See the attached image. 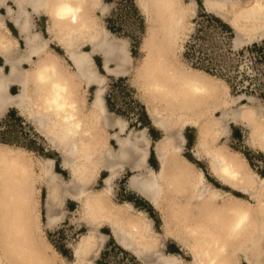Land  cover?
<instances>
[{
	"label": "bare ground",
	"instance_id": "obj_1",
	"mask_svg": "<svg viewBox=\"0 0 264 264\" xmlns=\"http://www.w3.org/2000/svg\"><path fill=\"white\" fill-rule=\"evenodd\" d=\"M8 1L0 0V7ZM13 1L16 10L7 5V15L0 12V56L9 67L5 71L0 66V117L10 107L26 113L38 132L61 154L63 167L71 171V179L66 181L56 170L55 158H44L41 169L48 188L49 228L64 218L66 211L59 212V208L65 200L84 206L83 217L90 231L75 251L76 261H81L94 246H103L108 236L100 228L110 225L118 243L143 264H240L241 256L247 264H264V177L253 171L240 152L222 145L210 147L215 137L228 136L230 125L235 123L249 130L250 145L264 150L261 107L247 106L246 95L235 98L220 117L200 126L196 153L200 159L208 158L219 180L250 196L255 206L214 187L183 152L185 129L191 122L181 118L207 101L224 97L219 82L208 74L184 68L174 58L175 43L189 15L197 13L198 0H138L152 21L144 44L147 57L137 75L146 87L145 92L157 96L166 112L155 109L150 113L154 125L163 131L155 146L159 170L149 164L151 139L147 132L130 129L126 120L106 107L107 76L98 70L96 55L103 57L106 73L112 76L127 75L133 56L128 40L109 30L100 32L93 13L97 0ZM203 2L209 12L236 30V48L264 37V0L251 5H240L238 0ZM27 6L37 14L42 9L48 13L49 31L57 35L74 72L59 60V55L58 58L49 51L50 40L32 31ZM68 7L72 9L71 15L64 12ZM7 18L19 28L25 50L10 36ZM87 45L89 50H85ZM25 64L33 67L27 69ZM77 79L84 80L89 87L97 86L90 110L84 108L78 96ZM13 85L20 87L17 94L11 92ZM176 117L178 124L174 121ZM107 128L117 129L110 135L117 142V149L108 144L103 130ZM126 168L134 172L130 188L163 212L168 224L175 226L167 233L189 249L191 262H185L177 254H167L164 243L154 234L152 221L144 213L135 215L131 202L120 206L108 200L114 181ZM224 168L229 169L231 177L224 176ZM102 169L108 172L105 186L95 191L91 183ZM0 205V256L9 259L10 264H57V251L41 229L32 163L21 151L8 145L0 146Z\"/></svg>",
	"mask_w": 264,
	"mask_h": 264
},
{
	"label": "rangeland",
	"instance_id": "obj_2",
	"mask_svg": "<svg viewBox=\"0 0 264 264\" xmlns=\"http://www.w3.org/2000/svg\"><path fill=\"white\" fill-rule=\"evenodd\" d=\"M185 1L188 2V0ZM255 1L238 0V4L251 5ZM139 4L140 2L138 0H97L93 8V13L100 32L105 30L110 31L109 28L112 27L116 29L114 33L110 31L113 35L120 39L128 40V47L133 56V64L127 75L108 76L102 69L103 60L101 56H96L95 58L100 67L101 74L107 76L108 79L106 81L104 93L105 104L108 111L116 117L126 120L129 123V128L136 131L143 130L145 126H151L146 115V110L149 116L151 111L155 109H160L162 113H166L164 112V103L161 102L159 98L157 99V96L153 95L151 92L148 91L150 94L145 92L147 91L146 87L140 77H138L142 63H144L147 57V50L144 44L152 21V16L151 18L147 16L141 4ZM198 5L197 13L195 15H189L185 29L175 43L174 58L184 68L208 74L214 81L219 82L224 97H222V100L207 101L206 104L203 106L201 105L202 107H196L194 113H187L184 118H181L182 120L188 118L191 122L185 129L190 143L187 145L186 142L183 150L186 158L188 156L191 159H195V154L193 156V153H195V151L198 152L197 141L195 149L193 144L195 142L196 133L198 140L200 126L210 119L220 117L222 110L226 105L229 106V103L235 98L240 95H246L248 98L245 99L244 103L250 107L260 108L261 105L264 104V51L248 50V48L255 43L264 45V37L255 43L236 48L234 45L236 30L233 26L216 14L206 10L203 0H198ZM103 8L106 9L103 10ZM0 11L3 15L7 14L5 8L0 9ZM34 24L33 30L35 32H41V30L48 25V20L46 17H42L39 18L38 23L34 22ZM9 26L14 36L18 37V33L11 23H9ZM25 44L24 41L20 40L21 50L26 49ZM53 47L62 58L60 56L59 58L58 54L51 50V47L49 51L51 50L50 52L56 54L59 60L73 71V67L64 53L56 46ZM85 50H89V48L85 47ZM0 65H4V60L2 58H0ZM30 66L31 68L33 67L32 64L27 67ZM203 68H208L209 71ZM227 80L230 83L227 82ZM81 84L79 85L78 96L83 100L84 108L90 110L95 98V88L93 90L83 88L84 93H80ZM18 92L19 87L12 88L13 94H17ZM108 98L111 100L110 103L112 108L108 105ZM251 99L253 100L252 102ZM19 111L20 110L15 107H10L8 111L0 117V146L8 145L14 147L25 154L32 163L35 201L41 218V229L45 239L50 242L57 251V264H143L132 251L124 247L122 248L120 244V246H118V244L112 240L110 237V235L112 236V229L110 230L107 225H102L100 228V231L108 236L103 246H94L81 261L77 262L75 251L79 248L83 237L90 231V226L83 217L84 206L81 202H76L71 199L65 200L59 208V212L63 209L66 211L64 218L52 228L47 226L46 199L48 188L41 170L44 158L61 159V168L58 167L57 169L56 165V170L64 176L66 181L71 179L72 174L69 169L63 167L62 158H59L60 154L52 148L48 139L38 132L28 115ZM174 121L179 123L178 117L174 118ZM240 125L242 124L232 123L230 125L229 135L215 137L212 139L210 147L222 145L229 150L240 152L247 159L253 171L263 176L264 152L260 148L253 147L249 144V130L243 125ZM103 130L106 131L105 135L108 144H111L117 149L118 146L116 141L110 138V135L115 132V129L107 128ZM145 130L148 137L151 139V148L153 149L154 147L155 151L157 142L163 136L161 133L162 131ZM254 148L260 149L263 153ZM150 157L151 165L154 166L156 170H159L160 164L156 160L157 157H155V155H151ZM204 159L206 158L201 157L202 161H200L199 164L200 168L207 174L208 180L212 182L215 187L218 186L223 188L224 191L226 190L229 193L238 194L232 191V188L223 184L213 174L212 175L225 186L221 185L210 175L207 165L208 160L206 159V161ZM196 168L201 170L197 166ZM102 173L95 177L91 183V187L95 191L102 190L105 186L104 178L108 176V173H103L105 175ZM133 174L134 172L131 171L130 168H126V171L114 181L113 190L108 195V200L114 205L125 206V203H128L129 199H137L138 205H140L143 208L142 210L147 214L143 211H138L135 207L133 213H137L135 215H138L139 212L144 213L145 216L152 221L154 234L159 236L160 239L162 238L165 252L167 254H177L185 262H191L192 257L189 249L183 246L182 248H178L177 245L179 244H174L177 239L171 234H167L165 214L156 209L163 215V231L161 215L155 211L148 202L140 199L137 194H134V192H131L128 188V180H130ZM125 187L129 189L127 190L128 192H124ZM10 263L11 261L9 259L0 256V264ZM241 264H244L242 260Z\"/></svg>",
	"mask_w": 264,
	"mask_h": 264
},
{
	"label": "crops",
	"instance_id": "obj_3",
	"mask_svg": "<svg viewBox=\"0 0 264 264\" xmlns=\"http://www.w3.org/2000/svg\"><path fill=\"white\" fill-rule=\"evenodd\" d=\"M7 5H10L13 9H17V5H16V3L13 1V0H9L5 5H2L1 7H0V9H2V8H5L6 9V11H7ZM27 9H28V11L31 13V18H32V31L33 32H35L34 30H33V28H34V22L35 23H38V20H39V18H42V17H46L47 18V20H48V25L47 26H45L44 28H43V30H41V32L40 31H36V32H39V33H41L42 34V36L44 37V38H46V39H48V40H50L51 41V43H50V47H51V50H53L55 53H57L61 58H62V56L57 52V51H55L54 50V47L53 46H56L57 48H59L63 53H64V55L66 56V58H67V54H66V51H65V49L60 45V40L58 39V37H57V35L56 34H54V33H51L50 31H49V27H50V17H49V15H48V13L45 11V9H42L41 10V12L39 13V14H37V13H35L34 12V10H33V8L31 7V6H27ZM206 9V8H205ZM207 10V9H206ZM1 12V11H0ZM7 15V14H6ZM9 23H11L12 24V26H13V28L17 31V33H18V37H16V36H14V34H13V32H12V30H11V28H10V26H9ZM6 25H7V27L11 30V33H10V36L13 38V39H16L17 41H19V46L18 47H20V40H22V41H24V39H23V37H22V35H21V32H20V30H19V28L15 25V23L11 20V19H9V18H7L6 19ZM24 43H25V41H24ZM26 45V44H25ZM87 48H89L90 49V47H89V45H87L86 46ZM96 56H101V55H96ZM0 58H2L3 60H4V58L3 57H1L0 56ZM101 58H102V60H103V57L101 56ZM96 59V58H95ZM65 60V59H64ZM68 60V59H67ZM65 62H66V60H65ZM96 63H97V60H96ZM71 64V63H70ZM30 64H25V67L27 68V69H30L31 68V66L30 67H27V66H29ZM72 65V64H71ZM0 66H4V68H5V71H8L9 70V67H7L6 66V64H5V60H4V65H0ZM72 67H73V71H71L69 68V70L71 71V72H74L75 71V68H74V66L72 65ZM71 67V68H72ZM97 68H98V70L100 71V67H99V65H98V63H97ZM102 69L106 72V69H105V67H104V60H103V66H102ZM107 74V73H106ZM108 76H109V74H107ZM110 76H112V75H110ZM108 80V79H107ZM76 83H77V85H78V87H79V85L81 84V86H80V93H84V91H83V88H85V89H90V90H93L94 88V94H95V90L97 89V86H95V85H92L91 87H89V86H87V84H86V82L84 81V80H78L77 79V81H76ZM14 87H19L18 85H13L12 87H11V92H12V88H14ZM79 90V89H78ZM19 91H20V87H19ZM20 112V111H19ZM146 115H147V117H148V119H149V121H150V124H151V126H145V128H143L144 130L145 129H147V131H152V129H153V131H158V132H161L162 130L160 129V128H158V127H156L155 125H154V123H153V119H152V117H151V114H150V116H149V113H148V111L146 110ZM151 117V118H150ZM128 126H129V123H128ZM240 126H242V125H240ZM158 128V129H157ZM111 129V128H110ZM115 129V131L117 130L116 128H114ZM161 130V131H160ZM146 131V130H145ZM186 131V130H185ZM162 134H163V131L161 132ZM199 134V133H198ZM220 136H225V135H220ZM185 137L187 138L186 139V142H187V145L190 143V140H189V138H188V136L186 135V132H185ZM198 137H199V135H198ZM224 138H226V137H224ZM160 139V138H159ZM158 139V140H159ZM157 140V141H158ZM113 141H115V140H113ZM196 141H197V143H198V140H197V133H196V138H195V142H194V149H195V147H196ZM117 143V142H116ZM186 145V144H185ZM184 145V146H185ZM253 147H255V146H253ZM197 148H198V146H197ZM258 148H260V147H258ZM258 148H254V149H258ZM152 148H150V156L152 155V152H154V154H155V151H154V147H153V149L151 150ZM194 149H193V151H194ZM263 152H264V150L262 149V148H260ZM260 149H258V150H260ZM260 150V151H261ZM193 151H192V153H193ZM261 151V152H262ZM56 152H58V151H56ZM262 152V153H263ZM59 153V152H58ZM196 151H195V153H193V156H194V154H195V156H194V158L195 159H191V158H189L188 156H187V158H188V160L191 162V163H195L196 164V166L198 167V168H200V164H199V162L200 161H202L200 158H198L197 157V155H196ZM60 154V153H59ZM264 154V153H263ZM155 157H156V154H155ZM59 158H62V156H61V154H60V156H59ZM197 158V159H196ZM203 158H206L205 156H203ZM207 160H208V158H206ZM206 159H204V160H206ZM56 160V159H55ZM156 160H157V162H158V159L156 158ZM206 160V161H207ZM151 157L149 158V164H150V166H152L151 165ZM208 162H209V160L207 161V165H208V170H209V173H210V175L213 177V178H215L216 176L214 175V173L212 172V170H211V165H210V162H209V164H208ZM60 163H61V159H60ZM56 164H57V160H56ZM195 164H194V166H195ZM62 165H63V160H62ZM196 166H195V168H196ZM209 166H210V168H209ZM153 168H154V166H152ZM60 168H61V166H60ZM197 169V168H196ZM201 169V168H200ZM202 170V169H201ZM210 170H211V172H210ZM132 171V170H131ZM203 171V170H202ZM106 173L107 171H105V170H101L99 173H98V175L100 174V173ZM102 173V174H103ZM108 173V172H107ZM203 173H204V175H205V177L207 178V174L203 171ZM101 174V175H102ZM215 176H213V175ZM103 175H105V174H103ZM261 177H264V176H261ZM106 178V177H105ZM104 178V179H105ZM217 178V177H216ZM215 178V179H216ZM217 180V179H216ZM219 180V179H218ZM217 180V181H218ZM207 181L208 182H210L209 180H208V178H207ZM221 181V180H220ZM220 181H218L221 185H223ZM214 187H215V185L212 183V182H210ZM128 188L130 189V191L131 192H134V194H137V196L140 198V199H142V200H144L145 202H148V204H150L151 205V203L145 198V197H143V196H141L140 194H138V193H136L134 190H132L131 188H130V185H129V180H128ZM223 186H225V185H223ZM218 186H216V188H217ZM227 187V186H226ZM229 187V186H228ZM128 188H126L125 187V191L124 192H128L127 190H129ZM220 190L222 189V191H224V189L223 188H221V187H218ZM231 188V187H230ZM232 190V189H231ZM226 191V190H225ZM232 191H235V192H237L238 194H235V193H232V195L233 196H236V197H240V198H242V199H245L246 198V200H248V201H250V203L253 205V206H255L256 205V203H255V201L253 200V199H250L251 197L250 196H248V195H244L243 193H240V192H238V191H236V190H232ZM227 192V191H226ZM230 193V194H231ZM241 195H240V194ZM247 196V197H246ZM244 197V198H243ZM70 200V199H69ZM128 202H131L133 205H134V207L138 210V211H143L142 209V207L140 206V205H138V203H137V199H129V201ZM152 206V205H151ZM152 208H154V206H152ZM145 209V208H144ZM146 210V209H145ZM154 210L155 211H157L155 208H154ZM143 212H145V211H143ZM158 212V211H157ZM146 213V212H145ZM160 215H161V217H162V222H163V231H164V219H163V215L160 213V212H158ZM147 214V213H146ZM148 216V215H147ZM149 217V216H148ZM152 219V218H151ZM153 220V219H152ZM107 226H109L108 228L111 230L112 229V227L110 226V225H107ZM154 227V226H153ZM171 227L173 228L174 227V225L172 224H168L167 223V230H166V232L168 231V229L170 230L171 229ZM168 234V233H167ZM113 236V235H112ZM111 235H110V237L112 238V240L116 243V244H118V246H120L119 245V243H117L118 241L115 239V238H113ZM167 237V236H166ZM170 238V237H169ZM173 239V238H172ZM175 240V239H174ZM161 241L163 242V240H162V238H161ZM175 242L176 243H174V244H179L176 240H175ZM164 243V242H163ZM178 246V248H182V245L180 246V244L179 245H177ZM122 247V246H121ZM168 247V246H167ZM123 248V247H122ZM164 248H165V246H164ZM59 251V250H58ZM60 254H62V253H60ZM241 260H242V262L244 263V264H247L245 261H244V259H243V257L241 256L240 257V264H241Z\"/></svg>",
	"mask_w": 264,
	"mask_h": 264
},
{
	"label": "trees",
	"instance_id": "obj_4",
	"mask_svg": "<svg viewBox=\"0 0 264 264\" xmlns=\"http://www.w3.org/2000/svg\"><path fill=\"white\" fill-rule=\"evenodd\" d=\"M110 29V31L111 32H115L116 31V29H114V28H109ZM248 50H251V51H254V50H256V51H264V45L263 44H258V43H255V44H253L251 47H249L248 48ZM204 70H206V71H209V69L208 68H203ZM227 82H229L228 80H227ZM230 83V82H229ZM107 102H108V105H109V107H111L112 108V106H111V100L108 98L107 99ZM152 131H153V129H152ZM155 154H154V152H152V156H154ZM58 167H60V159L59 160H57V169H58ZM264 176V175H263Z\"/></svg>",
	"mask_w": 264,
	"mask_h": 264
},
{
	"label": "snow or ice",
	"instance_id": "obj_5",
	"mask_svg": "<svg viewBox=\"0 0 264 264\" xmlns=\"http://www.w3.org/2000/svg\"><path fill=\"white\" fill-rule=\"evenodd\" d=\"M64 12L71 15L72 9L70 7L65 8ZM260 115L262 118H264V104L261 105ZM223 174L225 177H231V172L229 171L228 168L223 169Z\"/></svg>",
	"mask_w": 264,
	"mask_h": 264
}]
</instances>
